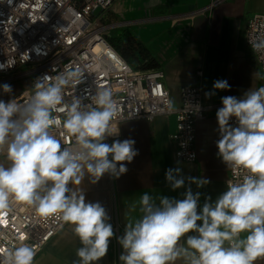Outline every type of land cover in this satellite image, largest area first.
Segmentation results:
<instances>
[{
    "label": "clouds",
    "instance_id": "9594fccd",
    "mask_svg": "<svg viewBox=\"0 0 264 264\" xmlns=\"http://www.w3.org/2000/svg\"><path fill=\"white\" fill-rule=\"evenodd\" d=\"M254 51L264 52V38L249 41ZM12 64H0V71ZM79 67L55 76L43 75L24 103L16 97L0 99V221L12 204L32 207L43 219L54 218L71 227L80 247L72 264H97L115 236L110 216L100 202L86 200L82 185L87 176L96 184L105 174L114 179L127 173L139 153L133 139L114 140L113 129L120 106L109 87L97 86L84 98L65 99L64 89L82 81ZM252 77L264 79L260 73ZM227 80H216V90H230ZM12 94L8 83L0 85ZM84 99L90 101L84 103ZM216 111L220 138L218 157L227 168L243 174L227 180V189L214 201L189 186L182 199L143 193L129 205L137 212L116 237L123 252L121 264H255L264 258V86L249 88L241 98L225 96ZM172 110V101H168ZM62 113L63 119L54 115ZM235 118L237 126L230 120ZM62 127L68 144L54 134ZM165 179L171 189L188 184L203 188L210 180L185 177L180 168H169ZM200 222V223H198ZM36 250L27 243L0 247V264H34Z\"/></svg>",
    "mask_w": 264,
    "mask_h": 264
},
{
    "label": "crops",
    "instance_id": "0c3cea01",
    "mask_svg": "<svg viewBox=\"0 0 264 264\" xmlns=\"http://www.w3.org/2000/svg\"><path fill=\"white\" fill-rule=\"evenodd\" d=\"M207 2L117 0L112 11V18L122 22L118 31L141 46L142 57L149 60V65L163 71L174 105L178 104V90L184 85L199 87L206 106L221 104V98L225 96L241 98L249 88H258L259 85L260 79L252 77L259 71L253 52L245 44L244 30L252 14H264V0H227L210 13H195ZM216 80H227L230 90H216L214 96L206 98L205 93L213 91ZM118 128L119 135L105 142L111 144L117 139H133L134 148L139 153L131 163L124 162L127 173L119 179L105 174L96 184H91L86 176L80 185L87 201L100 202L110 220L115 219L120 224L118 237L123 235L128 219L139 215L138 211L130 213L129 205L145 192L182 199L190 186L193 193L202 194L199 201L202 207L206 196L214 201L226 191L229 168L217 155L216 142L220 137L213 108H208L206 118L195 124L196 159L193 162L175 158L170 138L175 132L173 116L125 121ZM169 168H180L183 176L207 178L210 183L197 188L186 180L184 187L173 191L165 179ZM80 246L71 227L64 225L35 256L34 264H72ZM122 252V246L118 243L115 249L111 238L106 256L97 264H121ZM255 264H264V258H258Z\"/></svg>",
    "mask_w": 264,
    "mask_h": 264
},
{
    "label": "built area",
    "instance_id": "2783aa9c",
    "mask_svg": "<svg viewBox=\"0 0 264 264\" xmlns=\"http://www.w3.org/2000/svg\"><path fill=\"white\" fill-rule=\"evenodd\" d=\"M227 0H208L195 13H210ZM117 0H0V64H12L0 71V85L28 79L16 97L24 103L34 91L38 77L55 76L66 68L79 67L82 81L64 89L65 99L73 96L84 98L94 93L97 86L109 87L120 111L113 121L118 130L121 122L146 119L158 115L173 116L175 132L170 135L174 144L175 158L185 162L196 159L194 148L195 124L206 118L208 108L217 111L221 104L206 106L197 86H181L179 101L172 110L168 108L171 95L159 68L135 69L109 41L112 31L122 22L112 18ZM264 38V14H252L246 23L244 41L255 56L258 71L264 76V52L254 51L249 41ZM264 86L260 79L258 88ZM13 98V97H12ZM8 101V100H7ZM84 99V103H89ZM54 115L63 119L62 113ZM237 126L235 118L230 120ZM54 134L68 144L62 127H54ZM219 133V131H218ZM118 136V135H117ZM108 137L106 142L117 137ZM220 137V136H219ZM4 157V156H0ZM243 173L229 169L225 180H236ZM118 247L120 224L110 220ZM65 224L54 218L43 219L35 209L26 205L12 204V210L0 221V247H13L27 243L34 247L36 255L55 237Z\"/></svg>",
    "mask_w": 264,
    "mask_h": 264
},
{
    "label": "trees",
    "instance_id": "16d2710c",
    "mask_svg": "<svg viewBox=\"0 0 264 264\" xmlns=\"http://www.w3.org/2000/svg\"><path fill=\"white\" fill-rule=\"evenodd\" d=\"M122 44L118 47V49L114 46V48L118 51V53L135 69H147V68H153V66L149 65V60H144L143 56V49L139 44L136 43V41L131 38L130 36H127L125 39L120 40ZM113 45V44H112ZM141 58L139 63H136V66H133L130 59H135L138 61L137 58Z\"/></svg>",
    "mask_w": 264,
    "mask_h": 264
},
{
    "label": "rangeland",
    "instance_id": "374dc122",
    "mask_svg": "<svg viewBox=\"0 0 264 264\" xmlns=\"http://www.w3.org/2000/svg\"><path fill=\"white\" fill-rule=\"evenodd\" d=\"M125 38H127V35L124 34L122 31H118V29L112 31L111 34L109 35V41L117 49L120 46V44H122V42L120 40L121 39H125ZM137 59H138V61L135 60V59H130L129 61L131 62V64L133 66H136V63H139L140 62V60H139L140 58L138 57ZM8 84H10L12 86L13 92L10 95L9 94H4L3 91H2V89H0V99H2V100L12 98L14 96V93H16L19 90H21L22 88L28 86L29 80L28 79H25V80H21V81H18V82H11V83H8ZM0 162L7 163L5 157H0Z\"/></svg>",
    "mask_w": 264,
    "mask_h": 264
}]
</instances>
